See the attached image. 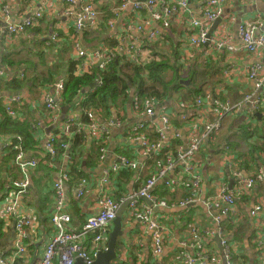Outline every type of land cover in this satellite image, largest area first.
<instances>
[{
    "label": "crops",
    "instance_id": "0c3cea01",
    "mask_svg": "<svg viewBox=\"0 0 264 264\" xmlns=\"http://www.w3.org/2000/svg\"><path fill=\"white\" fill-rule=\"evenodd\" d=\"M44 1H46L48 6L44 19L39 25L29 29L27 34H20L13 40L6 36V30L3 27H6L7 23L2 22L4 20L0 17V27H2L0 32V56L3 58L6 70L8 69L5 74L7 83L15 80H29L28 85L21 89H14V87L12 89V87L6 85L3 94L6 96L21 95L23 97L24 101L22 104H15V109H17L19 114L13 115L14 118L24 122L33 121L36 125H39L34 134L37 139L35 145L40 154L39 157H36L38 159V167L31 175V190L25 196L22 205V211L30 212L36 216L38 225L33 233L29 231L27 238L28 254L19 259L18 264H38L41 261L45 244L53 233V224L50 221L56 201L53 185L59 178L60 172L64 170L70 171L71 164L75 160L77 161V167L79 166L86 172L89 171L86 178L96 180L101 177L104 169L110 168L118 161L120 154L132 156L133 149L139 145L138 142L130 137V130L133 126L141 123V121H155L159 127L162 126L157 119L147 117L144 114L139 115L134 111L137 93L134 88L129 87L125 94L119 95L117 101L107 105L108 107L91 108L98 111L95 112V121L100 131L102 127L107 128V135H105L103 142V146L106 148L104 158L101 159L100 157L101 153L98 145L90 140L97 132H93V129L83 128L84 133L82 135L85 136V144L84 149L83 147L81 149L82 152L79 150L80 154L78 157L69 159L67 156V158L61 156L52 169L49 167L43 155L45 144L48 137L59 131L60 124L66 120L70 109L62 106V111L53 117V114L46 109L44 97L47 92L54 93L52 92V87L58 81L69 78L72 72L70 68L71 62L78 61L74 50V24L73 21L62 16L65 11L63 0H0V11L7 5L9 8V21L20 23L37 11ZM90 1L93 2L99 11L100 22L104 18L108 20L114 5L119 4L111 0ZM208 1L190 0L192 12L196 17H202V11ZM132 12V9L126 10L123 12V16L126 17ZM258 18L264 21V0H227L219 19L217 18L215 21L210 22L209 26L211 30L218 29V38L228 39L230 42L240 46L242 40L238 33L239 22L243 20L244 22L252 23ZM173 25L169 31L168 40L162 39V45L170 46V51H172L170 53L166 52L168 54L173 53V45L180 49L181 57L178 62L182 65L184 64L183 70H186L185 67L187 66H196L198 69H200L199 66H203L200 70L204 73L205 78H209L205 80L206 82L203 85L204 91L198 95H202L208 103H212L216 98L230 99L236 103L242 101L246 94L254 90V83L249 79L247 66L256 62L264 63V47L255 54L242 49L235 52L227 51L222 53L209 44L201 45L197 48L191 46L190 48L185 44L190 27L178 20H175ZM192 31L193 28L191 26ZM53 34H58L56 41L49 39ZM93 34L95 35L96 33L94 32ZM90 36L91 34L86 36V38L84 36L82 39V44L85 47H99L113 41V32L109 30H105L103 34H100L101 40L98 41L90 40ZM189 50H191L190 63L185 62V60L190 59ZM51 51L56 56V59L51 61V64L55 63V66L54 68L49 66L52 69H46V71L42 69L43 72H41L34 57L37 56L43 60L48 52L52 53ZM183 58L185 59L183 60ZM35 75L44 77L46 82L42 83L39 80L38 83L33 85L29 78ZM95 82L96 80L83 90L95 89ZM37 86H40V89ZM186 93L175 94L172 100H165L161 105H157L159 107L158 110H173L180 115L182 108L179 103L181 100L187 101L184 99L186 97L188 99ZM47 112L48 114H46ZM84 117L83 115V121ZM231 120L238 125L236 128L228 129L227 131V124ZM247 123L251 127L247 126V131L249 132L244 135L246 126H241ZM188 125V122L174 120L172 128L165 130L169 141L172 142L173 137L180 133L181 142L186 144L189 134ZM224 130H226V135L225 133L222 135ZM263 134L264 108L252 116H247L245 113H232L226 116L223 128L219 134L225 138V140H220L224 141L223 143L220 142L219 147V149L224 148L223 152H217L216 148L218 146L214 142L205 144L198 154L202 183L200 191L194 194V196L199 198L196 203L192 204L186 211V208L178 207L186 198L182 195V188H173L177 189V193H175L176 198H171V196L159 195L162 184L166 185L165 182L159 181L154 187V194L158 198L166 200L170 206L174 205L173 207L155 206L154 208V212L163 217L161 222L164 224V228L166 227L167 229L165 251L160 256H154L151 239L152 232L148 231L144 226L142 227L141 222L135 217L129 218L128 210H126L123 218L125 235L120 238L121 245L118 246V252L121 254L123 262L126 264H144L146 262H150V264L157 262L159 264H183V260L178 257L185 250L181 246L183 240H188L189 238L193 244V247L188 248L187 251L195 252L198 250L188 235L189 229L195 227L202 232L203 246L207 247L210 252L217 254L220 261L219 264H226L221 244L217 241V238L220 237L216 236L217 234L207 235L206 231L213 230L217 232L219 227L224 226L228 222V218L215 219L209 216L204 200L214 192V181L218 178H222L229 186H232L236 180L232 169L234 167L239 169L246 168L242 165L245 160L250 167L249 170L246 169L248 173L264 167ZM16 137L17 135L15 134L11 136L5 135L0 138V199L9 192L11 178L20 180L24 177L20 168L13 164L14 160L8 156L9 151L6 150L10 145L17 144L14 142ZM226 138L232 139L233 142L236 141L238 146H230ZM19 144L23 146L22 143L19 142ZM30 154L33 156V151ZM157 156L159 155L156 154L152 159L140 155L137 157L141 170L136 171V176L131 181L127 195L135 192L133 191L136 188L135 185L140 184L137 182V178L145 180L157 169L159 164ZM260 157L263 161L262 164ZM42 159L44 163L48 164L50 169L41 166ZM6 160L9 161L6 163ZM71 181L65 184L64 191L73 217L70 228L77 229L82 226L88 215L97 211L95 201L98 190L95 185L90 184L86 189V194L80 198L78 196L80 181L74 180L72 183ZM114 187L115 185L111 186L113 197L121 199L115 196ZM255 188L251 195L238 201L237 210L240 212L241 219L238 222L227 224L225 229V237L232 242L235 255L244 263H250V261L258 259L260 253L259 236L262 233V228L248 213L251 202L264 198V189L255 191ZM141 202L146 201L143 199ZM2 229L6 232V235L1 236L0 233V253L8 255L13 252L14 219L10 220L9 224L2 225Z\"/></svg>",
    "mask_w": 264,
    "mask_h": 264
},
{
    "label": "built area",
    "instance_id": "2783aa9c",
    "mask_svg": "<svg viewBox=\"0 0 264 264\" xmlns=\"http://www.w3.org/2000/svg\"><path fill=\"white\" fill-rule=\"evenodd\" d=\"M118 2L111 10L105 29L113 32V41L107 45L99 47H85L83 43L84 30L87 26L95 28L100 22V14L93 2L90 0H63L65 11L62 16L73 21L75 28L74 50L77 57L75 75L92 73L95 69L104 71L113 62L140 64L145 66L149 62L147 45L155 43L169 32L174 26V21L178 20L190 27V32L186 36L185 44L190 47H199L209 44L219 52H235L240 49L250 53H257L264 47V21L261 18L255 19L252 23L240 21L238 33L242 44L237 46L234 42L225 38H218V29H210V22L215 21L222 14L227 0H209L202 11V17H196L191 9L190 0H111ZM48 6L46 1L39 6L31 16L20 23L9 21L7 5L1 9L2 22L7 23L5 28L6 36L13 40L20 34H27L29 29L36 27L44 19ZM132 9L133 12L124 17L123 12ZM191 26L193 31L191 32ZM2 27H0V32ZM58 34H53L49 39L57 40ZM188 67V66H187ZM248 76L254 83V90L246 94L242 101L234 103L230 99L216 98L212 103H208L202 95H196L193 100H181L182 108L180 115L173 110L159 111L155 102L145 99L136 91L134 111L139 115H146L158 120L161 127L155 121L138 123L130 130V137L138 142V147L133 149L132 156L119 155V159L110 168L103 170V174L96 180L82 178L78 196L81 198L86 194V189L90 184L95 185L98 194L96 196L97 211L88 215L82 226L77 229L70 228L73 221L71 207L65 196V184L72 180L71 172L64 170L60 172L59 178L54 182L56 201L54 210L50 216L53 224V233L45 244V249L38 264H76L78 259H82L85 264H92L98 254L108 249V236L113 229V222L117 217L120 208L128 205V216L135 217L141 222L142 227L152 232V246L154 256H160L165 251V236L167 229L161 222L163 217L154 212L155 206L173 207L164 199L158 198L154 194V187L157 182L163 181L167 186L180 187L190 186L195 193L200 191L202 176L198 154L201 148L210 140H214L221 133L226 116L232 113H245L247 116L255 115L264 108V63L256 62L247 66ZM5 64L0 56V105L11 115H16L15 104H22L21 95L6 96L3 94L7 85ZM147 73V70H144ZM66 80L58 81L52 92H47L44 97V104L49 113L55 114L62 111L64 100V90ZM96 88L103 84L101 77L96 79ZM95 88V89H96ZM95 89L89 90L92 93ZM83 98L80 97V100ZM79 108L71 110L68 117L60 124L59 131L48 137L44 151L50 155V166H55V161L60 158L58 144L66 151L64 158L71 159L70 154L73 148L71 142L65 141V137L73 138L75 133L83 134V128L93 129L97 132L90 138L92 143L98 145L100 157L104 158L106 148L103 146L107 128L102 127L101 131L95 121L97 110L87 109L86 114L89 120L83 121ZM48 112L46 114H48ZM49 119V118H48ZM42 120H44L42 118ZM51 120V119H49ZM174 120H182L189 123L188 139L183 144L177 134L173 141H169L165 130L171 129ZM87 122V123H86ZM39 125L34 124L35 132ZM150 130V131H149ZM150 133L158 134L157 139H153ZM5 136L0 131V138ZM18 139H22L17 136ZM180 142L176 145V155L169 151L164 158L159 161L157 169L145 180H139V188L132 194L116 199L111 193V186L115 185V178L124 170H141L137 157H148L152 159L159 155L167 147L171 148L174 141ZM18 149L14 165L18 166L23 174V179L11 178L9 192L0 199V233L1 222L4 226L14 219L15 235L13 241V252L8 255L0 253V264H17L18 260L28 254V233H33L38 220L30 212L22 211L25 196L30 192L31 175L38 167V159L24 149L22 145H15ZM1 154V150H0ZM67 156V157H66ZM180 169V170H179ZM235 182L229 186L222 178L214 181V192L204 200L209 216L219 219L228 218V222L218 228L217 232L207 230V235H215L221 238L222 254L226 264H264V198L255 200L249 204V216L262 228L259 236L260 253L256 260L244 263L235 255L232 242L225 237L226 225L238 222L241 219L237 210L238 201L253 193L258 184H264V167L250 171L234 167L232 169ZM172 174V175H171ZM9 178V179H10ZM110 189V190H108ZM147 198L152 205L141 202ZM197 196L186 197L178 207L188 210L192 204L196 203ZM249 203V202H248ZM248 205V204H246ZM188 213V212H187ZM235 218V219H232ZM197 228L192 227L188 235L197 246L195 252L187 251L193 247L192 242L183 240L181 246L185 249L179 254L183 264H219L217 254L210 252L203 246V235ZM180 243V242H179ZM119 253V252H118ZM118 262H123L121 254H118Z\"/></svg>",
    "mask_w": 264,
    "mask_h": 264
},
{
    "label": "trees",
    "instance_id": "16d2710c",
    "mask_svg": "<svg viewBox=\"0 0 264 264\" xmlns=\"http://www.w3.org/2000/svg\"><path fill=\"white\" fill-rule=\"evenodd\" d=\"M109 9L111 8L109 7ZM106 20L107 18H104L103 21H101L95 28L87 26L83 33L85 38L86 36L91 34V36L89 37L90 40H101L100 34H103L106 30L105 27H103L105 26ZM94 32L96 34L92 35V33ZM168 34L169 32H166L164 35H162L161 39L157 40L151 45H147L146 49L148 53L147 55L149 58V62L145 66L127 62L122 65L121 62H113L104 71L95 69L92 73L84 75H75L74 70L76 68V61L71 62L70 68L72 72L65 84L63 106L70 109V111H76L79 108H82L80 113L85 116L84 121H88L89 118L86 114L87 109L108 107L107 105L117 101L119 95L125 94L129 87L134 88L143 98H149L153 100L156 105H161L162 102H165V100H172L175 94H182L185 93V91L187 92L186 95L188 96L189 100H192L196 95L201 94L204 91L203 85L206 82L202 79L203 72L200 70L201 68L198 69L196 68V66H191L190 68L185 67V72V70H183L184 64L182 65L180 64V62H178V59H180L181 57L180 49L173 45V53L168 54L161 48L163 44L162 39H167ZM164 55H166L167 58H165ZM171 69L173 70V74L171 80L168 81L167 72ZM144 70H147V73ZM99 77H101L103 80V84L101 86H98L92 93H89L91 92L89 90H83L87 88V86H90L91 83ZM29 79L31 80L33 85L38 83L39 80H41L42 83L46 82V79L44 77L38 75H35ZM187 80L189 81L188 85L186 84ZM28 82V79L18 81L15 80L8 82L7 86L12 87V89L13 87L14 89H21L27 86ZM80 97H82L83 99L80 100ZM15 111L17 112V109H15ZM0 116V131L6 136H11L15 134L17 136H20L22 139H18L17 137L14 138V142L17 143L16 145L18 146L19 142L22 143V149L29 153L33 151V157H39L40 154L38 153L37 147L35 145V141L37 139L34 135L35 130L33 129V125L35 123L33 121L24 122L17 118H14L13 115L9 114L6 109L1 105ZM245 126L246 128L244 129V135L248 134L249 131H247V126H250V124L247 123L242 125L241 127ZM150 136L153 139H157L159 135L156 133H150ZM262 137L264 139V134L262 135ZM63 140L71 142L73 148L71 149L70 154L72 155L73 159H76V157H78V155L80 154L79 150L81 151L82 147L84 149L85 136H83L82 134L75 133L73 138L71 137L70 139H68L67 137H65V139ZM220 140H225V138L223 136L221 137L220 135H218L216 139L210 140L208 143L212 144L215 142L218 146V148H216L217 152H223L224 148L219 149V147L220 142L223 143L224 141ZM226 141L229 142L228 144H230V146H238L237 142H233V140L230 138H226ZM174 142L175 144L172 145L171 148L165 147L159 154V156H157L159 161H161L164 158V155L167 154L169 151H172L176 155V145L180 141L176 140ZM262 142V149L264 151V141ZM60 144L61 143L58 144L57 148L59 149L60 157H63L66 151L60 146ZM6 150L9 151L8 156L10 157V159L15 160L16 153L18 152V149L15 148V144L10 145ZM43 155L46 160L45 162L49 164L50 155L45 151ZM8 161L9 160H6L5 162L7 163ZM57 161L59 160L57 159L55 163ZM47 163H44L42 159L41 166L48 168ZM262 163L263 161L261 162V164ZM242 165L246 167L245 169L249 170L250 167L246 163V160L243 162ZM49 167L52 169L53 166L49 165ZM69 172H71L72 175V183L74 182V180L81 181L82 178L87 177V172L89 171L86 172L79 168V166L77 167V161L73 160ZM134 176H136V171L134 170H124L117 175V177L115 178L114 187V194L116 197L121 198L127 195L129 191L128 189H130L129 187L131 186L130 184ZM135 187V190L133 189V191H136L139 188V185L136 184ZM173 188L174 187L162 184L159 195L166 197L171 196V198H176L175 193H177V189ZM180 188H182V195L184 197H192L195 194V191H193L192 188L190 189V186H180ZM263 189L264 184L263 186L262 184H258L255 188V191H260ZM2 225H4V223H1V226ZM5 235L6 232L2 229L1 236Z\"/></svg>",
    "mask_w": 264,
    "mask_h": 264
},
{
    "label": "water",
    "instance_id": "95a60500",
    "mask_svg": "<svg viewBox=\"0 0 264 264\" xmlns=\"http://www.w3.org/2000/svg\"><path fill=\"white\" fill-rule=\"evenodd\" d=\"M219 21V20H218ZM240 22L238 24V27ZM186 84H189V81H186ZM148 204L152 205V202L147 198H143ZM129 203L124 204L120 210L118 211L117 217L113 222V229L109 233L108 236V249L106 251H102L98 254L95 261L92 264H120L118 262V249L119 245H121L120 238L125 235V231L123 230V218L125 212L128 208ZM219 244H221L220 238H217ZM76 264H85L82 259H78ZM144 264H150V262H146ZM155 264H159L158 262Z\"/></svg>",
    "mask_w": 264,
    "mask_h": 264
},
{
    "label": "rangeland",
    "instance_id": "374dc122",
    "mask_svg": "<svg viewBox=\"0 0 264 264\" xmlns=\"http://www.w3.org/2000/svg\"><path fill=\"white\" fill-rule=\"evenodd\" d=\"M163 42V41H162ZM161 48L165 51V52H168V53H170L171 51H170V46L169 47H167V46H165V45H162L161 46ZM186 50V49H185ZM50 52V51H49ZM48 52V53H49ZM52 52V51H51ZM46 54L45 55V58L42 60V59H39L37 56H35L34 57V60H35V62H37V64H38V66H39V69H41V72H43L42 71V69H44L45 71H46V69H52V68H54V66H55V63H52L51 64V61L52 60H54V59H56V56H55V54L53 53H49V54ZM189 54H190V59H188V60H185V62H191V50H189ZM164 57L165 58H167L166 57V55H164ZM185 58H186V56H185ZM185 58H183V60L185 59ZM49 66H53L52 68H49ZM189 68L191 67V66H188ZM199 68H203V66H199ZM185 72H186V70H185ZM167 74H168V76H167V79H168V81L169 80H171V78H172V74H173V70L171 69V70H169L168 72H167ZM207 78H209V77H207ZM207 78H205V75H204V73H203V76H202V79L203 80H206ZM40 86H37V88H39ZM40 89V88H39ZM186 92V91H185ZM237 125L238 124H236V123H234L233 122V120H231V121H229L228 122V124H227V128H226V130L228 131V129H233V128H236L237 127ZM226 130H224V132L222 133V135L225 133V135H226ZM236 131H237V129H236ZM224 135V136H225Z\"/></svg>",
    "mask_w": 264,
    "mask_h": 264
}]
</instances>
